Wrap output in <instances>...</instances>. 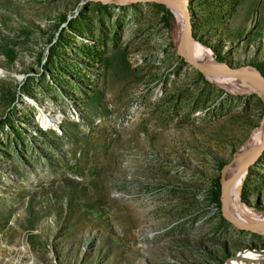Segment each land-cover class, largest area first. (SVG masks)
<instances>
[{
  "label": "rangeland",
  "instance_id": "374dc122",
  "mask_svg": "<svg viewBox=\"0 0 264 264\" xmlns=\"http://www.w3.org/2000/svg\"><path fill=\"white\" fill-rule=\"evenodd\" d=\"M186 3L194 41L264 78V0ZM166 8L0 0V264H225L264 252V234L232 226L218 201L264 101L190 68ZM238 193L264 212V148Z\"/></svg>",
  "mask_w": 264,
  "mask_h": 264
},
{
  "label": "bare ground",
  "instance_id": "6f19581e",
  "mask_svg": "<svg viewBox=\"0 0 264 264\" xmlns=\"http://www.w3.org/2000/svg\"><path fill=\"white\" fill-rule=\"evenodd\" d=\"M111 1L119 2L121 4L129 3V0ZM167 8L173 13L176 19V24L174 25V29L172 31V38L177 48L176 53L184 58L185 35L182 31L180 23L181 8L177 6H167ZM190 55L195 62L201 64L202 66L213 69H225L223 64H220L213 59L209 49L194 40L190 45ZM208 79L231 92L245 94L257 93V95H259L264 101V88L261 86L256 75L253 73L240 78L208 77ZM41 120L42 124L47 126L48 119L44 117L41 118ZM263 130L264 119L261 126L256 129L248 140L235 152V158L233 157L221 178L222 186H225L226 180L236 173L246 162ZM241 182V179L236 180L226 188L224 196L225 213L233 220L251 225L256 229V233L264 234V212H255L251 208L244 206V204L239 201L238 192L239 188H241ZM226 262L227 263L225 264H264V252L245 250L244 252L239 253L238 256L235 255L232 258H229Z\"/></svg>",
  "mask_w": 264,
  "mask_h": 264
},
{
  "label": "water",
  "instance_id": "95a60500",
  "mask_svg": "<svg viewBox=\"0 0 264 264\" xmlns=\"http://www.w3.org/2000/svg\"><path fill=\"white\" fill-rule=\"evenodd\" d=\"M93 3H105L111 0H91ZM131 2H145V3H156L159 5L164 6L165 8L167 6H177L181 8L180 13V23L182 31L185 35V45H184V61L185 63L192 68L193 70L197 71L201 75H203L206 79L208 77H224V78H240L247 76L248 74H255L259 83L264 88V78L259 74L258 71H256L253 68H227L225 69H213L208 68L205 66H202L201 64H198L195 62L191 55H190V45L193 41L192 33H191V26L189 21V10L186 3V0H129V3ZM167 9V8H166ZM171 14V12L169 11ZM172 15V14H171ZM264 148V130L259 136L255 147L253 151L251 152L250 156L246 160V162L239 168V170L234 173L232 176H230L226 180V185L220 187V193H219V210L222 214L223 218L228 221L232 226L237 227L239 229L245 230V231H255L256 229L253 228L251 225H248L244 222L233 220L230 217H228L225 213V203H224V196H225V190L228 186H230L232 183H234L236 180L243 179L244 175L246 174V171L249 166L253 164V162L256 160L258 155L261 153V151Z\"/></svg>",
  "mask_w": 264,
  "mask_h": 264
},
{
  "label": "trees",
  "instance_id": "16d2710c",
  "mask_svg": "<svg viewBox=\"0 0 264 264\" xmlns=\"http://www.w3.org/2000/svg\"><path fill=\"white\" fill-rule=\"evenodd\" d=\"M165 14H166V16L168 18V21L171 23L173 21L172 15L167 10H165ZM215 59H217V58H215Z\"/></svg>",
  "mask_w": 264,
  "mask_h": 264
}]
</instances>
